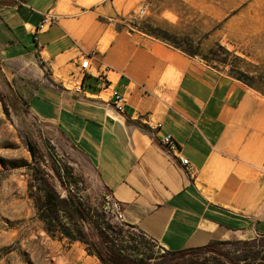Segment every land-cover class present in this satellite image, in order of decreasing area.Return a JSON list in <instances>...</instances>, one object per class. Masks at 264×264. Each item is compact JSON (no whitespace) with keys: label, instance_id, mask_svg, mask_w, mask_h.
<instances>
[{"label":"crops","instance_id":"0c3cea01","mask_svg":"<svg viewBox=\"0 0 264 264\" xmlns=\"http://www.w3.org/2000/svg\"><path fill=\"white\" fill-rule=\"evenodd\" d=\"M132 1L0 0V66L36 83L33 113L97 170L122 222L165 251L263 237L264 134L253 153L252 136L238 129L251 92L173 46L119 29ZM46 16L57 21L40 29ZM84 57L92 68L79 92ZM164 136L190 172L163 150Z\"/></svg>","mask_w":264,"mask_h":264},{"label":"rangeland","instance_id":"374dc122","mask_svg":"<svg viewBox=\"0 0 264 264\" xmlns=\"http://www.w3.org/2000/svg\"><path fill=\"white\" fill-rule=\"evenodd\" d=\"M142 9L146 10L144 15L140 14ZM125 10L119 29L123 27L126 34L140 32L173 47L175 42L196 53L188 56L205 65L202 56H211L210 51L218 45L231 52V65L209 67L229 77L234 67L252 77L260 88L245 84L253 100L247 104L246 115L241 116L246 121L238 127L246 130V140L252 136L254 153L261 146L258 137L264 134V0H136ZM40 65L52 80L51 67ZM36 87L21 76L11 77L9 70L0 66V264H74L70 253L103 264L97 252L108 264H114V258H119V264H246L228 263L210 250L167 252L117 219L97 170L74 152L62 132L33 113ZM261 163L262 168L256 171L264 175V160ZM36 172L43 185L36 182ZM38 184L53 189L78 208L74 217L62 213V219L75 236L82 238L83 234L88 243L48 231L42 219L45 208H41L45 197ZM255 240L257 248L264 246L263 236L250 241L235 239L230 241L232 245L217 248L226 253L239 251L232 256H244L253 249L246 243Z\"/></svg>","mask_w":264,"mask_h":264},{"label":"trees","instance_id":"16d2710c","mask_svg":"<svg viewBox=\"0 0 264 264\" xmlns=\"http://www.w3.org/2000/svg\"><path fill=\"white\" fill-rule=\"evenodd\" d=\"M161 39L164 41H168L166 38H163V37ZM172 45H174L176 48L180 49L181 51H183L187 55H190L192 57L197 55L194 52H191V51L184 49L182 46H180L179 44H177L175 42H172ZM217 47L218 48L216 50L212 49L210 51L211 56H202V59L206 62V64L208 66H212L214 68L216 67L215 66L216 64H221L224 66L231 65L229 63V60H228V57L231 55V52H229L226 48H224L221 45H218ZM219 52H222L223 54H225V57H221ZM229 75H231L236 80L241 81L242 83L250 86L251 88L260 90V88H258L253 83L252 77L247 76L244 72H241V71L234 69V67H232V69L230 70ZM35 180L40 185L44 184V183L40 182L39 178L37 177V172L35 173ZM39 184L37 186V189L40 192H42L44 194V197H45V202H44V204H42L43 207H41L42 209L45 208L42 211V219L46 223L48 231H50V232H56V231L61 232L65 237H67L71 241L80 240L82 242H86V240H84V236H83L82 232H81L82 238H78L77 236H75L73 234V231L69 228V226L66 223L63 222V219H62V213H64V215H66V217H69V218L74 217V214L78 213V208L73 203H71L70 201H66L65 199L60 198L59 195H56V193L53 189H50L48 187L46 188L44 186H39ZM81 219L83 220L82 217H81ZM86 243H88V242H86ZM239 243H241V242H239ZM232 244L233 243H231L230 241H214V242H212L206 246L200 247V248L185 250V251H181V252H170V253L182 254L185 252H194L197 250H210L212 252H218L223 258L226 259V262H228V263L245 262L247 264L249 262H254L255 264H264V246L257 248L258 242L256 240L246 243L250 247H252L253 249H251L249 254H245L244 256H241V255L240 256H232L233 255L232 253H234V255H236V253H239V251L226 253V252H222L221 250H218V248H217L218 246L232 245ZM97 255L103 264H108L107 260H105L101 254H99L97 252ZM117 260H119V258H117ZM117 260L115 261V258H114V264H119Z\"/></svg>","mask_w":264,"mask_h":264},{"label":"built area","instance_id":"2783aa9c","mask_svg":"<svg viewBox=\"0 0 264 264\" xmlns=\"http://www.w3.org/2000/svg\"><path fill=\"white\" fill-rule=\"evenodd\" d=\"M145 9H142L140 11L141 15L145 14ZM56 17L54 16H46L40 25V29H43L45 27H48L49 25L55 24L56 23ZM92 68L91 60L90 57H84L81 59L79 63V72L78 75L81 76V82L80 86L77 87V90L79 92L83 91V80L85 77L90 73V69ZM103 83L106 84V78H103ZM112 97L114 98V104L117 107L118 110L122 111L125 106V100L124 97L117 94L116 92L112 94ZM156 136V134L154 135ZM160 144L163 148V150L169 155L175 158L179 164L184 167V169L187 172H190V162L188 159L180 156V148L178 142L172 137V136H164L163 138L160 139ZM112 209L113 213L116 216L117 219L120 221H123V209L122 206L118 203L112 204Z\"/></svg>","mask_w":264,"mask_h":264},{"label":"bare ground","instance_id":"6f19581e","mask_svg":"<svg viewBox=\"0 0 264 264\" xmlns=\"http://www.w3.org/2000/svg\"><path fill=\"white\" fill-rule=\"evenodd\" d=\"M71 256H72V255H71ZM73 256H74V255H73ZM56 258H57V257H56ZM60 258H61V257H60ZM62 259H63V258H62ZM57 260H58V259H57ZM59 260H60V259H59ZM64 260H65V259H64ZM54 262H55V261H54ZM60 262H61V264H63L62 261H60ZM60 262H59V263H60ZM74 262H75V260H74ZM55 263H56V262H55ZM55 263H54V264H55ZM65 264H66V262H65Z\"/></svg>","mask_w":264,"mask_h":264}]
</instances>
